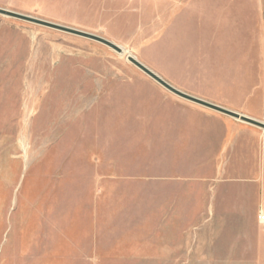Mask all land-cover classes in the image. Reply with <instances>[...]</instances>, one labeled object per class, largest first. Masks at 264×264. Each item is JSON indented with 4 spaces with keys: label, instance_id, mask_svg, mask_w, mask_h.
Returning a JSON list of instances; mask_svg holds the SVG:
<instances>
[{
    "label": "rangeland",
    "instance_id": "374dc122",
    "mask_svg": "<svg viewBox=\"0 0 264 264\" xmlns=\"http://www.w3.org/2000/svg\"><path fill=\"white\" fill-rule=\"evenodd\" d=\"M0 7L264 117V0ZM263 212L262 126L104 43L0 13V264H264Z\"/></svg>",
    "mask_w": 264,
    "mask_h": 264
},
{
    "label": "water",
    "instance_id": "95a60500",
    "mask_svg": "<svg viewBox=\"0 0 264 264\" xmlns=\"http://www.w3.org/2000/svg\"><path fill=\"white\" fill-rule=\"evenodd\" d=\"M0 13L6 14V15H9V16H13V17H17V18H21V19H24V20L32 21V22L39 23V24H42V25H46V26H49V27H53V28H56V29H59V30H63V31H66V32H69V33H73V34H76V35H79V36H83V37H86V38H90V39L99 41L101 43H104V44L110 46L111 48L115 49L116 51H118L120 53H123L125 51V48H123L122 46L118 45L117 43H115V42H113V41H111V40H109V39H107L105 37H102L100 35L91 33V32H87V31L80 30V29H77V28H73V27L62 25V24L54 23V22L47 21V20H44V19L36 18V17L30 16V15L22 14V13H19V12L13 11V10H9V9H5V8H2V7H0ZM128 60L133 62L136 66H138L140 69H142L145 73H147L149 76H151L157 82H159L161 85L166 87L168 90L172 91L173 93H175V94H177V95H179V96H181V97H183V98H185L187 100L193 101L195 103H198L200 105L206 106V107L211 108L213 110L222 112L224 114H228V115L236 117V118H241L242 120H245V121L251 122L253 124H257L259 126L264 127V123L263 122L255 119L253 117H250V116H247V115H243V114H241L239 112L233 111L231 109H228V108L223 107L221 105H218V104L212 103L210 101L204 100L202 98H199L197 96L191 95L189 93H186V92L178 89L177 87H175L174 85L169 83L162 76H160L158 73H156L151 68L146 66L144 63H142L140 60H138L133 55H129L128 56Z\"/></svg>",
    "mask_w": 264,
    "mask_h": 264
},
{
    "label": "bare ground",
    "instance_id": "6f19581e",
    "mask_svg": "<svg viewBox=\"0 0 264 264\" xmlns=\"http://www.w3.org/2000/svg\"><path fill=\"white\" fill-rule=\"evenodd\" d=\"M120 53V52H119ZM121 54H125L127 57L129 56V55H133V53L129 50V49H125V51L123 52V53H121ZM134 56V55H133ZM136 57V56H135ZM241 114H243V113H241ZM243 115H245V114H243ZM254 118V117H253ZM238 119H241V118H238ZM255 119H257V120H259V121H261V119H259V118H255ZM261 122H263L264 123V121H261ZM264 128V127H263ZM263 214H264V212H263Z\"/></svg>",
    "mask_w": 264,
    "mask_h": 264
},
{
    "label": "built area",
    "instance_id": "2783aa9c",
    "mask_svg": "<svg viewBox=\"0 0 264 264\" xmlns=\"http://www.w3.org/2000/svg\"><path fill=\"white\" fill-rule=\"evenodd\" d=\"M261 121H264V117L262 118ZM260 218H261V220L264 222V214H262Z\"/></svg>",
    "mask_w": 264,
    "mask_h": 264
},
{
    "label": "crops",
    "instance_id": "0c3cea01",
    "mask_svg": "<svg viewBox=\"0 0 264 264\" xmlns=\"http://www.w3.org/2000/svg\"><path fill=\"white\" fill-rule=\"evenodd\" d=\"M208 115H210V117H214V116H212V114H208Z\"/></svg>",
    "mask_w": 264,
    "mask_h": 264
}]
</instances>
